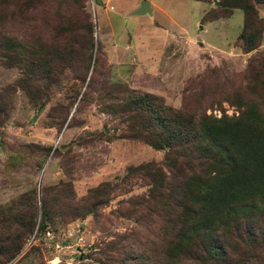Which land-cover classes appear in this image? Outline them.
<instances>
[{"label":"rangeland","instance_id":"374dc122","mask_svg":"<svg viewBox=\"0 0 264 264\" xmlns=\"http://www.w3.org/2000/svg\"><path fill=\"white\" fill-rule=\"evenodd\" d=\"M140 1L29 0L26 6V0H0V38L21 44L17 54L0 50V239L22 230L18 220L34 225L4 264H138L128 259L163 250L164 221L149 200L151 177L131 169L154 162L169 175L165 151L127 136L123 116L108 111L113 100L103 80L215 117L238 115L242 101L264 109V29L259 45L243 51L241 8L212 18L218 0H148L150 15H132ZM255 9L264 27V1ZM86 16L94 30L92 56L62 53L69 32L60 25ZM35 49L59 55L50 80L35 78L43 93L31 97L21 79L27 50ZM103 183L109 185L105 203L95 214L73 217L71 205L87 204ZM43 200L50 206L45 222ZM237 259L264 264V246Z\"/></svg>","mask_w":264,"mask_h":264},{"label":"trees","instance_id":"16d2710c","mask_svg":"<svg viewBox=\"0 0 264 264\" xmlns=\"http://www.w3.org/2000/svg\"><path fill=\"white\" fill-rule=\"evenodd\" d=\"M73 1L82 5L80 0ZM262 1L218 0L219 10H211L210 15L223 17L231 14L233 8H241L240 45L249 52L259 45L264 29L257 25L260 19L255 9V3ZM87 19L86 16V20L82 17L76 22L66 20L60 25L69 32L68 36L65 34L62 53L68 50L81 58L92 56L94 30ZM19 46L18 41L0 38V50L17 54ZM27 52L30 60L21 83L28 95L40 96L43 92L35 84V78L39 75L50 80L55 73L52 59L59 53L46 50L41 54L36 49ZM85 72L78 76L80 83L85 81ZM91 82L92 78L87 86ZM107 82L108 85L102 82L105 96L113 100L108 111L123 116L128 124V137L143 141L155 150H164L165 162L171 169L166 175L154 162L131 169L145 170V175L151 177L149 200L159 206L153 212L158 210L164 221L165 236L163 250L157 248L149 255H136L128 262L133 259L138 264H239L237 257L253 255L256 248L264 246V109L256 102L242 101L238 115L215 117L174 108L156 94ZM2 106L0 100V111ZM43 149L49 152L51 148ZM102 186L93 191L87 204L71 205L72 211L75 210L73 217L96 213L97 206L106 201L104 188L109 185ZM49 207L43 200L42 222L50 217ZM18 222L22 230L16 236L0 239V257L4 258L0 264L20 252L33 230L30 220Z\"/></svg>","mask_w":264,"mask_h":264},{"label":"water","instance_id":"95a60500","mask_svg":"<svg viewBox=\"0 0 264 264\" xmlns=\"http://www.w3.org/2000/svg\"><path fill=\"white\" fill-rule=\"evenodd\" d=\"M152 13L151 3L148 0H141L139 7L133 11V14Z\"/></svg>","mask_w":264,"mask_h":264},{"label":"crops","instance_id":"0c3cea01","mask_svg":"<svg viewBox=\"0 0 264 264\" xmlns=\"http://www.w3.org/2000/svg\"><path fill=\"white\" fill-rule=\"evenodd\" d=\"M150 2V1H149ZM151 3V2H150ZM140 4V3H139ZM139 4H138V6H136V8L134 9V10H136L138 7H139ZM151 7H152V5H151ZM134 10H132L130 13L132 14V15H135V16H144V15H150V14H148V13H143V14H133V11ZM241 10V9H240ZM242 11V10H241Z\"/></svg>","mask_w":264,"mask_h":264}]
</instances>
